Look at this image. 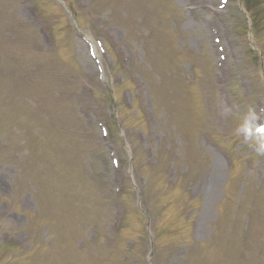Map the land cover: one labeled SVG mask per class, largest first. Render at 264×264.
Returning <instances> with one entry per match:
<instances>
[{
    "label": "rangeland",
    "instance_id": "374dc122",
    "mask_svg": "<svg viewBox=\"0 0 264 264\" xmlns=\"http://www.w3.org/2000/svg\"><path fill=\"white\" fill-rule=\"evenodd\" d=\"M256 10L0 0V264H264Z\"/></svg>",
    "mask_w": 264,
    "mask_h": 264
},
{
    "label": "trees",
    "instance_id": "16d2710c",
    "mask_svg": "<svg viewBox=\"0 0 264 264\" xmlns=\"http://www.w3.org/2000/svg\"><path fill=\"white\" fill-rule=\"evenodd\" d=\"M244 7L246 8V10L248 12H252L253 13V16H252V25H251V31H256V26H257V21L255 20L256 18V14H257V11L256 10V13L253 12V10L255 8H258V6H260V8H262L264 6V1L263 0H241Z\"/></svg>",
    "mask_w": 264,
    "mask_h": 264
},
{
    "label": "clouds",
    "instance_id": "9594fccd",
    "mask_svg": "<svg viewBox=\"0 0 264 264\" xmlns=\"http://www.w3.org/2000/svg\"><path fill=\"white\" fill-rule=\"evenodd\" d=\"M260 150H264V140L260 142Z\"/></svg>",
    "mask_w": 264,
    "mask_h": 264
},
{
    "label": "snow or ice",
    "instance_id": "6c2138e0",
    "mask_svg": "<svg viewBox=\"0 0 264 264\" xmlns=\"http://www.w3.org/2000/svg\"><path fill=\"white\" fill-rule=\"evenodd\" d=\"M258 130H259L260 132H264V126H261Z\"/></svg>",
    "mask_w": 264,
    "mask_h": 264
}]
</instances>
